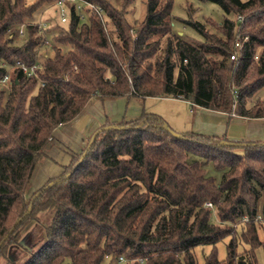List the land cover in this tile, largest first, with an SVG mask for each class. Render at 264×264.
<instances>
[{
	"label": "trees",
	"instance_id": "16d2710c",
	"mask_svg": "<svg viewBox=\"0 0 264 264\" xmlns=\"http://www.w3.org/2000/svg\"><path fill=\"white\" fill-rule=\"evenodd\" d=\"M57 1L0 0V77L3 63L38 59L44 35L34 16ZM86 1L102 16L92 10L82 20L68 4L70 20L52 37L53 56L41 62L36 77L13 70L9 91H0V244L9 235L0 256L7 247L23 246L26 225L41 224L46 213L44 238L21 264H102L121 257L132 264H198L193 251L201 246L213 247L204 264H258L264 142L192 131L175 137L162 116L144 111L138 119L100 127L59 176L27 198L55 132L92 100L173 98L229 116L264 118V99L257 96L264 90V0H199L218 5L226 17L222 36L184 20L204 38L196 43L173 33L174 0H147L138 26L109 0ZM21 26L26 40L16 46L9 31ZM199 158L225 171L220 184ZM238 237L247 250L239 252ZM226 239L220 259L216 245Z\"/></svg>",
	"mask_w": 264,
	"mask_h": 264
},
{
	"label": "rangeland",
	"instance_id": "374dc122",
	"mask_svg": "<svg viewBox=\"0 0 264 264\" xmlns=\"http://www.w3.org/2000/svg\"><path fill=\"white\" fill-rule=\"evenodd\" d=\"M36 0H26L28 4H33ZM118 10H120L127 20L133 26H138L140 22L145 19L146 12H147V0H109ZM126 6H124L125 4ZM42 10V11H41ZM41 10H39L34 19L36 20L35 23L38 25L40 23L45 24L46 33L48 35V40L50 44L46 47H43L41 50L42 56L40 61H44L46 57L53 56V47L54 43L52 41V37L60 32L61 29V17L57 11V8L54 5H47L44 6ZM86 19L88 18L89 14H85ZM226 15L223 13L221 8L211 2H200L199 0H174L173 9H172V30L174 34L182 37L183 39L189 42H200L204 41L194 29L187 27L185 25L184 20H191V21H198L205 26V29L209 31L211 34H215L217 36H222L221 31L218 30L219 26L222 25L224 22V18ZM229 18L236 20L233 16H229ZM85 19V20H86ZM209 20L212 22L210 24ZM104 25L107 31L111 34V36L117 40V32L112 24V22H108L107 19L104 18ZM64 28L67 24H63ZM26 36V35H25ZM14 37V36H13ZM161 37H154L152 40L157 41ZM15 45L20 46L22 45L26 37H14ZM160 46L163 48L165 46V39H161ZM10 85H1L0 84V91L3 90L6 93L9 91ZM258 98L264 99V90L261 91L258 95ZM123 97L117 98L115 105V109L118 111L119 109L123 110V113L128 109V115H130L134 110H140L142 113L145 111L147 113H155L163 117V119H167L168 124L173 129V131L177 133H181L184 128L191 126L195 122V114L193 111V107L190 104H187L185 101L182 100H175L172 98H157V97H148L144 100L139 98H132V99H122ZM130 100V103L128 101ZM121 102V103H119ZM103 110L101 109L100 113ZM236 126V125H234ZM232 130H235V127H232ZM61 146H67L69 148V152H66L63 147H61L62 154L69 156L71 159V154L76 153L79 154L86 146L87 142L90 138L86 139L84 146L82 145L81 148L78 147L79 142L76 140L72 133V129L63 136L61 134ZM60 139V138H59ZM53 140L50 141V144L47 148V151L52 152L54 149L52 147ZM78 147V148H77ZM71 148V150H70ZM49 149V150H48ZM73 150V151H72ZM76 150V151H74ZM54 154V153H53ZM54 157V159H53ZM44 160H49L51 162L47 163L46 165H42L41 163ZM199 160L202 162L203 167L206 169L207 174L213 176L216 180L217 184L221 183V179L225 171L217 170L212 163H208L203 159ZM62 157L57 160L55 155H48L45 159H43L39 165L37 166L33 178L31 187L28 190L27 198L32 199L34 194L42 188L45 183L53 177L59 176L63 171L64 168L61 169L63 166ZM258 191L260 192V197L258 200V214L264 219V190L258 187ZM47 219V214L43 213L40 215V222H44ZM247 220L245 217L243 220ZM215 222L216 219L213 218ZM244 222V221H243ZM264 224L263 221H260ZM30 222L26 225L22 232V239H23V246L22 245H13L4 249L0 256V264H21L29 255V249L36 248L39 245L45 235V228L43 225ZM243 224L238 226V236L241 234L243 230ZM259 237L263 241L264 240V227H261V224L258 228ZM229 239H226L216 245V249L218 251V256L220 259H224L226 257V244ZM239 241V252H243L244 250L248 249V246L240 240ZM213 249L212 246H201L195 248L193 251L195 260L198 264H204L205 257L211 252ZM256 257L258 264H264V249L262 247L256 250ZM128 262H121L120 260L111 261L109 258L104 260L102 264H132V261Z\"/></svg>",
	"mask_w": 264,
	"mask_h": 264
},
{
	"label": "crops",
	"instance_id": "0c3cea01",
	"mask_svg": "<svg viewBox=\"0 0 264 264\" xmlns=\"http://www.w3.org/2000/svg\"><path fill=\"white\" fill-rule=\"evenodd\" d=\"M132 98L134 97H123L122 99ZM185 102L187 104H190L187 101ZM254 102L255 99L252 101V104H254ZM116 103H118L116 99H109L104 102L99 100H92L88 104L86 111L78 119L57 129L54 134V138L52 139V147L54 150L52 152H46L48 155H55L57 160L62 157V160L64 161H62L63 167L61 169L66 167L71 160L69 156L62 154L60 150L61 147H63L61 146V142H59V140H62L61 134L65 136L69 129H72V133L75 137V142L76 140H78V147L81 148L82 145L84 146L86 139L90 138L100 127L104 126L107 122H119L123 119L131 121L138 119L142 114V111L137 109L134 110L130 115H128V109L125 111V113H123V110L121 109L117 111L115 109ZM128 103H130V100L128 101ZM101 109L103 111L100 113ZM192 109L195 114V122L191 126L184 128L181 133L192 131L212 136H226L228 139L235 141L241 140L250 142H264V118L252 119L241 117L235 114L229 116L228 114L209 111L200 107H195ZM232 127H235V130H232ZM63 148L66 152H69L67 151L69 150L67 146H64ZM49 162L51 161L44 160V162L41 163V166H44Z\"/></svg>",
	"mask_w": 264,
	"mask_h": 264
},
{
	"label": "built area",
	"instance_id": "2783aa9c",
	"mask_svg": "<svg viewBox=\"0 0 264 264\" xmlns=\"http://www.w3.org/2000/svg\"><path fill=\"white\" fill-rule=\"evenodd\" d=\"M68 4H75L76 10L77 12H79L80 17L82 20L86 19V15L85 14H89V16L91 15V11L92 10H96L99 15L102 16L103 14V10L91 3H89L86 0H58L55 4V7L57 8L58 13L60 14L61 17V23L62 24H68L69 23V18H70V12H69V8H68ZM88 16V17H89ZM238 20L239 21H243V17L242 16H238ZM39 28L41 33L44 35V42H43V47H46L50 44L49 40H48V36H46V27L45 24L40 23L39 24ZM11 36L16 35L17 37H25L26 35V28L25 26H21L20 28H18L17 30H10L9 31ZM249 40L248 37H245L243 41L238 40L235 43V49L236 52H234L233 54H231L230 56V60H235L237 58V53L238 51L242 48L243 44L245 42H247ZM40 55H42V52H39L38 55V59L32 64V65H27L21 61H16L14 64H7V63H3L2 66L3 68H5V72L4 74L0 77V84L1 85H8L10 82V78H11V73L13 70L15 69H20L22 70V72L28 77H36L37 75V71L41 68L42 63L40 61ZM208 206L212 207V204H208ZM246 220V219H245ZM256 220L258 221H263L264 219L261 218V216L258 214ZM120 261L122 262H128L126 260V258L121 257ZM130 261V260H129Z\"/></svg>",
	"mask_w": 264,
	"mask_h": 264
},
{
	"label": "water",
	"instance_id": "95a60500",
	"mask_svg": "<svg viewBox=\"0 0 264 264\" xmlns=\"http://www.w3.org/2000/svg\"><path fill=\"white\" fill-rule=\"evenodd\" d=\"M169 132H170L173 136H175V137H180V134L176 133L175 131H173V130H171V129H169ZM85 155H86V154L83 155V157L81 158L80 162L77 164V166L74 168V170L68 175V177H70V176L72 175V173H73V172L79 167V165L82 163V161H83ZM13 230H14V228L12 229V231H13ZM8 236H9V235H8ZM8 236H6V238L4 239V241L8 238ZM4 241H3V242H4ZM3 242H2V243H3ZM2 243L0 244V247H1Z\"/></svg>",
	"mask_w": 264,
	"mask_h": 264
}]
</instances>
